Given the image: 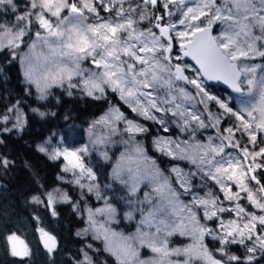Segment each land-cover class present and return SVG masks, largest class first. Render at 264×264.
<instances>
[{"label":"snow or ice","instance_id":"1","mask_svg":"<svg viewBox=\"0 0 264 264\" xmlns=\"http://www.w3.org/2000/svg\"><path fill=\"white\" fill-rule=\"evenodd\" d=\"M161 2L164 10L172 4L183 6L177 17L181 30H177L176 23L162 24L164 16H156L153 27L159 35L152 28L138 31V23L148 19V6L156 7ZM0 6L6 11L10 9L14 17L0 22V50H12L15 56V50L24 43L32 28L38 27L45 33L42 36L36 31L35 35L47 53H36L33 42L30 46L33 56L22 58L26 65L24 76L35 85L41 98L53 85L67 84L69 89L82 87L89 96L96 92L103 95L106 89H111L133 113L157 121L165 132L168 131L164 127L166 121L158 117L161 112H170L179 118L181 131L191 128L189 140L157 137L154 147L174 159L189 161L199 173L210 178L216 191L209 189L204 195L193 190L190 177L194 173L173 167L174 177L165 175L147 156L143 143L136 138L138 134L148 133L143 124L129 119L118 108L96 122L106 125L111 134L128 137L122 141L125 151L116 162L113 176L130 185L133 193L141 182L149 181L161 197V203L143 216L132 235L107 226L116 215L111 204L88 209L89 227L96 239L103 240L104 250L115 257L117 264H194L196 261L224 264L204 244L205 235L211 236L215 230L202 221L218 222L219 232L214 238L222 244L239 243L247 247V241L252 244L247 247L249 253L257 249L264 251V182L258 178V173L264 174V76L256 79L257 69L264 71V66L248 63L257 57L264 59V0H192L191 4L186 0H142V3L136 0H27L24 9L17 8L16 0H0ZM166 15L171 17L173 13L167 11ZM214 26L220 28L216 34H213ZM174 41L178 42L182 56L173 57ZM184 57H190L198 65L191 76L185 74L190 65L172 63L173 59L180 61ZM84 62L91 67L83 68ZM75 77L80 79L74 83ZM205 79L222 80L236 92H243L242 85L246 83L248 94L255 92L254 102L248 101L234 111L226 102L209 94L203 83ZM179 82L191 85L194 93L181 87ZM161 89L164 95L159 94ZM194 100L204 105V112L198 114L186 106ZM208 102H214L223 114L234 117L235 123L221 129V115L213 113ZM3 119L7 121L8 117ZM121 122L122 130L118 127ZM193 122L195 128H192ZM207 127L215 128L216 135L209 136L206 143L201 142L195 132ZM244 138L247 143L242 145ZM96 142L106 141L98 138ZM39 151L47 152V149L41 146ZM87 151V147L53 148L49 158L63 157V171L71 172L76 177L75 183L84 188L81 178L95 179V173L84 163L83 154ZM103 155L109 158L106 152ZM2 163L7 166L8 161ZM174 184L182 191L173 187ZM88 191H96L97 198L103 199L98 187L89 185ZM181 195L191 198L185 203ZM58 196L64 202L69 200L67 193L57 190L55 194L47 193L48 205H53ZM145 199H149L147 194ZM33 200L42 202L39 197ZM225 201L232 206H223ZM249 205L258 212L249 210ZM225 213L234 218L225 221L222 218ZM97 215L105 220L96 219ZM127 218L132 219L131 212ZM145 227L155 231H144ZM38 231L51 252L55 237L43 228ZM176 233L191 237L192 243L182 248L170 247L169 237ZM6 240L13 256H30L28 244L19 235L12 233ZM141 247L150 249L154 256L142 259ZM253 258L249 255L246 259L251 262ZM228 260L240 264L238 256H229ZM81 264H93L87 253Z\"/></svg>","mask_w":264,"mask_h":264},{"label":"rangeland","instance_id":"2","mask_svg":"<svg viewBox=\"0 0 264 264\" xmlns=\"http://www.w3.org/2000/svg\"><path fill=\"white\" fill-rule=\"evenodd\" d=\"M17 3V8L18 9H24L27 4V0H16ZM186 3L191 4L192 0H186ZM158 6L162 8V15L164 14L165 16V24L167 23H176L177 24V30H181L180 26L178 25L177 17L181 15V12L184 10L183 6L177 5V4H172L170 5V8L168 10H164L162 6V2L158 3ZM127 7V5H125ZM167 11H171L173 15L171 17L166 15ZM102 15H107L106 13H101ZM146 14L149 16L150 14L148 13V10L146 9ZM150 18V16L148 17ZM14 19V17L11 16L10 14V9L7 11L4 9V6H0V22H3L5 20H11ZM147 20V19H146ZM143 21L139 22L137 25L138 31H144L147 28H152L154 32L157 33V31L152 27L151 21L149 20V24L147 26H144L142 24ZM215 31L214 34L219 32L220 28L219 26H214ZM36 31H40L41 35H45L44 31L42 29H39L38 27L32 28L31 32L24 38V43L21 44L19 49L15 50V56L12 54V50H9L10 55L12 58H15L20 70L21 78H22V83L24 84L25 87V94L29 97H33L36 101L38 102H45L48 98V96L51 94L53 89H57V91L61 90L65 93V95H78V96H89L86 94V91L82 87H77L74 89H69L67 87V84L64 86L60 85H53L47 92V94L41 98L40 93L38 92L37 88L35 87L34 84L29 83L25 76H24V69L26 65L22 63V58L24 57H29L33 56V50L31 49V45L33 42L36 43V49L35 52L39 53L41 51L47 53V49L43 48L40 41L37 40V37L35 35ZM158 35V33H157ZM174 35V33H173ZM175 43V49L172 53L173 57L180 55V49L178 48L177 44L178 42L174 41ZM8 50V49H7ZM175 60V59H173ZM182 65H190L191 67L188 70L189 76L193 74V70L195 69L191 64L188 62H185L183 60H180ZM250 65L253 64H258L261 66H264V59H261L257 57L253 61L248 62ZM82 67L87 69L91 67V65L88 62H84L82 64ZM262 76H264V71H262L260 68L257 69L256 71V79L259 80ZM251 78V77H248ZM80 78L75 77L73 79V82H77ZM242 79H244L242 77ZM205 84V82L203 81ZM181 87H185L189 92L194 93V88L191 86H187L183 84L182 82H179ZM206 85V84H205ZM243 92H238V93H232L228 91H224L222 95H216L212 90L208 88L206 85V90L209 92L210 95L216 96L218 99L223 100L226 102L230 107H233L234 111L240 110L244 104L248 101H253L254 102V96L255 92L253 95L248 94V86L247 84H243ZM107 92H111V89H106L105 93L101 95L99 92L94 93V95L89 96L92 98H103ZM71 93V94H69ZM117 98L129 109V112L123 111L119 106L113 104L110 105L107 109H105L103 112H101L98 116L94 118L88 119L84 124H73V123H68L64 126L63 130L60 132H57L55 135V138H52L53 132L45 138L41 144H37V147L40 148L41 146L45 147L47 149V156L49 157V153L52 151L53 148H60L61 150L64 148H68L69 150H76V149H81L84 147H87L88 151L87 153L83 154V159L84 163L86 164L87 167H90L92 171L95 173V179L94 180H89L87 177L81 178V183L85 185L84 188H81L79 185L75 183L76 177L71 173V172H64L63 168L65 165V161L63 157L58 158L60 160V171L58 174V179H59V185L52 189L49 192H52L55 194L57 190L61 194L67 193L69 200L67 202L72 203V208L74 211L77 213L79 217L82 218V226L78 229V235L82 238H89L92 241L99 242L101 244L102 249L104 250V242L102 239L98 240L95 238V232L89 227L88 224V209L92 208L93 210L96 208H102L105 206V203L111 204L115 209H116V215L115 217L108 222L109 227L114 229L117 232H122L125 235H132L135 234L137 231V228L140 226V221L142 220L143 216H146L148 211L152 210L155 206H158L161 203V197L159 194L155 193L153 191L155 185L150 183L149 181H143L139 185L137 191L133 193L130 190V185L122 183L120 179H116L113 176V169L116 166L117 160L120 158L121 153L125 151V145L122 143L123 140H126L128 137L127 135H121L119 133L117 134H111L109 128L104 125V124H97L96 122L101 119V117L105 116L110 110L113 108H118L120 111L124 112L126 116L129 117V119H134L137 122L143 124L146 128L147 125L144 124L141 120H146L144 117L137 116L136 113H133L128 106L123 100L120 99L118 93H114ZM160 95H164V90H160ZM55 100H57L55 98ZM26 105L29 104V102H25ZM21 102L16 101L13 104L5 102H0V134L5 131V129H8V131H14V132H19L25 125L26 122V117L25 113L21 107ZM186 106H191L194 111H196L198 114L204 112V105L203 108L198 104L197 100H194L191 105ZM209 109L216 114L221 115V123H220V128H227L231 126L233 123H235V118L231 117L229 115L223 114V110L219 109V106L216 105L214 102H208ZM28 108L35 112V114L39 117H42L44 115V110L38 109L37 107L29 106ZM49 112V111H47ZM4 116L8 117V120L5 121L3 119ZM158 117H162L165 121L166 124L164 127H167L168 131L165 132L163 131L162 126L157 122V121H152V120H146L149 121L150 123L153 124V134L151 136V143L152 147L158 151L154 147V141L157 137H162V138H171L173 140H189L191 136V128L188 131H181L180 126L182 125V121L179 120L177 117H173L172 114L169 112L167 114L161 112L158 113ZM205 123H209L208 120H205ZM118 127L122 130L124 125L121 122ZM196 125L193 122L192 123V128H195ZM53 133V134H52ZM146 133L143 134H138L137 135V140L141 141L143 143L144 149V136ZM216 135V129L212 127H207L204 129H197L195 132V137L200 140L201 142H207V139L209 136L215 137ZM98 138H103L106 142L105 143H97ZM239 139V134L237 136ZM242 145L247 143V139L244 138L241 140ZM264 146V145H262ZM146 151V149H145ZM108 154V159H105L104 153ZM158 153L163 154L162 152L158 151ZM146 154L148 157H150L152 160L155 161L156 166L164 172L165 175L171 174L174 177V173H171V169L173 167L180 168L184 173H194L190 177V182L193 185V190L198 192L200 195H204L205 192L209 191L205 189L203 186V180L204 179H210L204 177L201 173L197 171V168L192 165L189 161L187 160H177L174 159L173 157L166 156V158L169 159V164L167 166V171H164L158 161L152 157L149 153ZM102 162V163H108V168L106 172V179L99 180L97 178L96 172L93 169V165L96 162ZM258 175L263 179L264 182V174L258 173ZM122 179H126V177H123ZM211 180V179H210ZM89 185H94L98 187L100 196L103 197V199H98L96 195V191L89 192L88 191V186ZM173 187L177 188L178 191H182V189H179L178 184H174ZM234 191L236 190L235 188L233 189ZM48 192V193H49ZM146 194L148 195L149 199H145ZM190 196L188 195H181L180 199L181 201L187 203L190 200ZM222 198V194H221ZM116 199L119 204H115ZM64 201L58 196L57 201L53 204L57 203H63ZM42 203V202H40ZM246 204L247 201H244ZM43 204L45 206L53 207V205H48L47 203V194L45 196ZM225 207H231L227 201L224 202ZM249 210L251 211H257L256 209H253L249 205ZM119 212L121 213V216H118ZM131 212L132 213V219L127 218V214ZM222 218L227 221L229 219H233L234 216H229L227 213L222 214ZM96 219L104 221L105 217L102 215H97ZM202 223H205L208 228L214 229L213 235H205L204 237V244L208 247L209 251H211L216 259H221L224 264H228L229 256H237L231 252L230 247L233 246H238L239 251L243 252L244 255L243 257L246 259L249 255L255 257L257 253L260 251L257 249L256 252L254 253H249L247 251V247H251L252 244L246 241V245H241L239 243H230V244H222L218 239H215L214 237L218 234L219 230L217 228V223H213L212 221H202ZM87 229V231H85ZM144 231H155V228L149 229L147 227L144 228ZM38 235L41 241L44 242V240L41 238V233L38 231ZM192 243V239L189 236H181L178 233L173 234L171 237H169V246L172 248H182L187 246L188 244ZM222 250V251H221ZM105 251V250H104ZM106 252V251H105ZM141 252V258L142 259H148L154 256V254L151 252L150 249L141 247L140 249ZM87 253V249L84 248L82 252V260L84 261V255ZM108 255L111 256L110 253L106 252ZM114 260V262L117 264L115 257L111 256ZM173 259H180V257H173ZM247 260V259H246ZM194 264H202L200 261L194 262Z\"/></svg>","mask_w":264,"mask_h":264},{"label":"trees","instance_id":"3","mask_svg":"<svg viewBox=\"0 0 264 264\" xmlns=\"http://www.w3.org/2000/svg\"><path fill=\"white\" fill-rule=\"evenodd\" d=\"M136 3H142V0H136ZM147 10L150 14L149 6ZM149 20L150 18L144 20L142 24L147 26ZM208 88L216 95H222L226 91L214 85ZM4 100L11 104L20 101L26 122L19 132L7 131L0 134V264H81L84 262V248L93 264H116L99 242L78 235L82 218L74 211L71 202L57 203L53 207L43 204L46 194L59 185L60 160L50 159L45 152L39 151L37 144H41L52 131L55 134L52 133L51 137L55 138L57 132L62 131L68 123L84 124L110 105L115 104L125 112H129V109L111 92H107L103 98H92L65 95L63 91L53 89L44 103L38 102L25 94L17 61L7 49L0 50V102ZM26 101L29 106L44 110V115L37 116L25 104ZM141 121L149 129L144 136L147 153L167 171L169 159L152 147L153 124ZM3 160L8 161L7 166L2 163ZM107 168L108 163H94L93 169L99 180L106 179ZM258 178L261 177L258 175ZM213 184L210 179L203 180V187L207 190L216 191ZM33 197H39L42 203L35 202ZM114 200L119 208L118 201ZM118 216H121L120 212ZM40 228L55 237V247L51 252L39 238ZM12 233L26 241L31 251L30 256L22 258L11 254L6 237ZM230 249L240 257V264H264V251L260 250L249 262L243 257L244 253L237 250L238 246ZM228 264L236 262L229 261Z\"/></svg>","mask_w":264,"mask_h":264},{"label":"water","instance_id":"4","mask_svg":"<svg viewBox=\"0 0 264 264\" xmlns=\"http://www.w3.org/2000/svg\"><path fill=\"white\" fill-rule=\"evenodd\" d=\"M150 7V11L152 12L155 8H157V6L156 7H152L151 5H149ZM156 13H155V16L154 17H156V16H162L161 15V13L159 12V11H155ZM152 18V22H151V24H152V27H153V25L155 24V23H157V21L155 20V18ZM163 24V23H162ZM154 28V27H153ZM156 31H157V33H158V35H159V31H158V29H156V28H154ZM213 34H214V32H213ZM174 43V42H173ZM178 47H179V44H178ZM174 50V49H173ZM181 51V50H180ZM181 55H182V52H181ZM183 61H185V62H188V63H190L194 68H196V67H198V65H196L195 64V61H193L190 57H184L183 58ZM172 63L173 64H175V63H177V62H173L172 61ZM182 65V64H181ZM183 66V65H182ZM186 75H188L187 74V72L185 73ZM207 85H214V86H219V87H221V88H223V89H225V90H227V91H229V92H232V93H238V92H236L234 89H233V87L230 85V84H227V83H225L224 81H222V80H220V81H217V80H213V81H208V80H203ZM183 84H184V82H182ZM186 85V84H185ZM199 98H197V100H198ZM254 183V182H253ZM52 236V235H51Z\"/></svg>","mask_w":264,"mask_h":264},{"label":"flooded vegetation","instance_id":"5","mask_svg":"<svg viewBox=\"0 0 264 264\" xmlns=\"http://www.w3.org/2000/svg\"><path fill=\"white\" fill-rule=\"evenodd\" d=\"M150 7V6H149ZM149 10H150V8H149ZM162 8L160 7V6H158V8L156 9V10H153L152 12L150 11V21L152 22V18L155 16V11H159L160 13H161V15H162ZM162 16H164V14L162 15ZM161 23H163V24H165V16H164V20L163 21H161ZM214 31H215V28H214ZM177 46H178V44H177ZM174 49H175V43H174ZM174 51V50H173ZM174 61V60H173ZM176 61V60H175Z\"/></svg>","mask_w":264,"mask_h":264}]
</instances>
